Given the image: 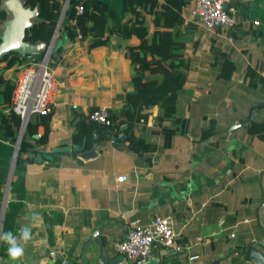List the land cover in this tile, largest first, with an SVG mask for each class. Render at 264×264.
Wrapping results in <instances>:
<instances>
[{"label":"crops","instance_id":"1","mask_svg":"<svg viewBox=\"0 0 264 264\" xmlns=\"http://www.w3.org/2000/svg\"><path fill=\"white\" fill-rule=\"evenodd\" d=\"M102 1L115 10L113 22H118L121 0ZM193 4L181 8L172 30L182 55L175 52L164 61L167 68H187L175 100L184 131L165 136L157 107L142 110L144 121L136 127L142 124L153 150L141 155L122 144L125 138L114 143L96 130L93 157L48 153L76 145L71 139L76 124L98 106L119 118L125 93L133 88L122 45L88 49L87 37H67L63 18L50 60L57 84L44 142L19 155L26 161L16 159L15 140L3 134L14 68L25 57L20 63L0 60V235L11 232L23 248L12 260L9 245L0 240V264H80L83 251L99 264L97 246L89 243L93 237H101L103 258L109 260L118 255L112 244L125 238L129 226L155 215L170 216L173 244L154 246L142 264H255L250 249L264 256V140L244 131L251 111L255 117L261 106L264 114V0H236L227 9L233 28L211 32L191 28L196 27L189 15ZM151 18L145 15L149 32ZM125 42L138 40L131 36ZM210 122L213 133L200 139ZM161 125L175 127L169 120ZM44 130L43 125L36 129ZM121 130L113 132L124 134ZM24 227L30 229L27 242L21 238Z\"/></svg>","mask_w":264,"mask_h":264},{"label":"trees","instance_id":"2","mask_svg":"<svg viewBox=\"0 0 264 264\" xmlns=\"http://www.w3.org/2000/svg\"><path fill=\"white\" fill-rule=\"evenodd\" d=\"M36 2L38 3L39 22L25 29L24 39L32 43L40 40L48 42L59 15L61 3L59 0H26L25 4L32 8ZM76 2L77 0H69L63 15V18L65 17L63 28H65L67 37L73 39L77 37V34L81 38L87 37L88 49L97 46L118 48L122 45L125 49L124 55L133 69L132 83L130 82L131 85L133 84V88L125 93L124 107L119 118L108 114L110 124L98 125L89 120L87 114L86 121L81 120L76 124V130L71 137L72 143H79L87 148L91 143L94 130H96L99 138H103L104 133H107L108 130L114 128L121 130L123 124L129 122L130 125L127 124L121 130L125 138L122 144L125 142V147L137 155L152 151L153 147L146 143L142 136V124L138 128L136 127V124L142 122V117L145 115L141 111L151 106H156L158 109L157 124L159 131L165 136L175 132V130L184 131L185 120L175 117V100L185 80L187 68L182 66L167 68L164 61L172 59L175 52L182 55L183 46L174 44L171 36L173 28L180 20L181 8L189 5L190 0H121V19L116 23L113 22L116 17L115 10L104 1H84L82 3L83 9L79 14H76L74 10ZM145 15L152 16L150 20L152 30L150 32ZM3 17L4 13L0 12V20ZM191 28L198 31L200 29L197 26ZM131 36L137 38V45H129L125 42ZM147 55L156 56L160 60L151 59L148 61L145 59ZM23 57L25 56L7 52L0 57V60L7 59L9 63H22L24 61L20 60ZM182 59L184 58H181L180 62ZM144 61L146 63L142 65ZM14 69L16 71V68ZM260 109L261 106H258L256 116L248 120L244 125V131L252 138L264 140V114H261ZM7 117V126L3 129V134L7 139L14 140L18 128V118L11 112ZM47 117V115L38 114L30 116L18 144L17 160L26 161L29 158H20L19 155L35 152L36 145L44 142ZM164 120H169L171 125H175V127L162 126ZM39 125L44 126L45 130L42 134L36 131ZM136 130H139L140 134L135 135L134 131ZM213 131L214 124L210 122L208 128L200 131V139L208 137ZM36 133L38 138L33 137Z\"/></svg>","mask_w":264,"mask_h":264},{"label":"built area","instance_id":"3","mask_svg":"<svg viewBox=\"0 0 264 264\" xmlns=\"http://www.w3.org/2000/svg\"><path fill=\"white\" fill-rule=\"evenodd\" d=\"M86 0H77L74 10L79 14L82 3ZM236 0H194L189 10L191 21L204 31L215 29H230L233 21L227 9ZM69 0H62L60 12L50 40L43 52L25 56L26 60L16 67L15 77L9 96V112L18 118V128L15 136V152L31 115H48L52 110L53 98L56 89L54 72L49 65L55 39L60 30L63 15L68 7ZM224 5L227 7L225 8ZM88 119L100 125H109L108 112L103 106H98L88 113ZM117 180H121L118 177ZM96 235V234H94ZM175 233L170 216H153L145 224L134 223L126 231L125 238L112 244L113 250L122 256L123 264H142L151 253L154 246L162 248L173 244Z\"/></svg>","mask_w":264,"mask_h":264},{"label":"water","instance_id":"4","mask_svg":"<svg viewBox=\"0 0 264 264\" xmlns=\"http://www.w3.org/2000/svg\"><path fill=\"white\" fill-rule=\"evenodd\" d=\"M25 1L26 0H0V12L4 13V17L0 20V57L7 52L16 53L19 56L39 55L43 52L47 44V42L41 40L32 43L24 39L25 29L31 27L34 24H38L39 22L38 3L36 2L31 8L29 5L25 4ZM225 6L226 5H224V7ZM248 118H253L252 111ZM125 127L126 126H123L122 128ZM104 137L116 143L117 140L124 139V134L119 135L117 132H113V130H108L107 133L104 134ZM115 137H117V139ZM94 141H96V137L91 138V143L87 148L77 144H67L65 146L51 148L48 153L51 155L55 152L76 151L77 155L81 159L90 158L95 156L97 153ZM39 158L40 154L36 153L34 161L39 162ZM89 243H95L97 246V260L99 264L120 263L122 256L119 254L111 257L109 260H104L102 254L103 244L101 237H93ZM248 255L254 260L255 264H264V256L258 250L250 249L248 251ZM93 263L94 261L91 258L86 257L83 251L80 257V264Z\"/></svg>","mask_w":264,"mask_h":264},{"label":"clouds","instance_id":"5","mask_svg":"<svg viewBox=\"0 0 264 264\" xmlns=\"http://www.w3.org/2000/svg\"><path fill=\"white\" fill-rule=\"evenodd\" d=\"M21 238L23 241L27 242L30 239V229L24 227L21 232ZM0 240L5 241L8 245V255L12 260H16L23 255V248L17 244L16 238L11 232L4 233L0 235Z\"/></svg>","mask_w":264,"mask_h":264},{"label":"rangeland","instance_id":"6","mask_svg":"<svg viewBox=\"0 0 264 264\" xmlns=\"http://www.w3.org/2000/svg\"><path fill=\"white\" fill-rule=\"evenodd\" d=\"M228 30H231V28L230 29H228ZM202 31H204V30H202ZM205 32H209V31H205ZM57 38V37H56ZM55 41H56V39H55ZM54 45H55V43H54Z\"/></svg>","mask_w":264,"mask_h":264}]
</instances>
